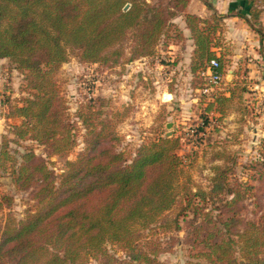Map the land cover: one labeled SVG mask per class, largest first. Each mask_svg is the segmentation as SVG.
<instances>
[{
    "label": "trees",
    "instance_id": "1",
    "mask_svg": "<svg viewBox=\"0 0 264 264\" xmlns=\"http://www.w3.org/2000/svg\"><path fill=\"white\" fill-rule=\"evenodd\" d=\"M190 1L0 0V59L7 58L22 73L27 92L5 116L19 124L10 125L0 143V169L16 192L33 190L26 216L17 220L8 213L0 225V264H122L109 245L140 264H161L156 252L149 255L141 246L144 233L170 226L178 230L187 214L185 242L192 258L208 264H261L264 215L258 221L241 216L245 193L241 182H229L231 168L215 166L210 187L193 192L177 153L180 140L161 136L131 154L121 151L116 127L125 115L106 110V99L79 108L84 147L77 160L66 161L62 173L34 153L33 144L49 156L65 158L78 143L56 80L72 53L87 64H118L120 54L108 51L132 33L135 55L151 56L157 42L168 37L172 20L182 16L193 45L191 73L213 59L222 73V59L211 50L221 17L187 12ZM206 6L216 10L210 2ZM237 15L261 43L264 31ZM213 101L224 114L231 98L216 94ZM27 141L32 144L24 145ZM12 203L11 196H1L0 212ZM176 206L180 212L173 219L168 215Z\"/></svg>",
    "mask_w": 264,
    "mask_h": 264
},
{
    "label": "rangeland",
    "instance_id": "2",
    "mask_svg": "<svg viewBox=\"0 0 264 264\" xmlns=\"http://www.w3.org/2000/svg\"><path fill=\"white\" fill-rule=\"evenodd\" d=\"M248 4L246 13L241 7L233 13L244 14L255 29L264 31V0H248ZM210 11L207 17L214 12L221 17L211 50L222 59L224 76L220 90L213 93L217 97L231 98L224 114L217 111L213 93H202L205 83L200 72L203 69L191 73L192 39L182 16H177L170 24L168 37L157 42L155 54L151 56L135 55L132 33L108 51V54L111 51L120 54L118 64L113 61L87 64L77 53H72L69 61L57 70L56 80L75 123L78 143L65 158L49 156L43 148L33 144L34 153L46 159L57 174L62 173L66 161L77 160L84 147L85 132L76 119L79 108L98 106L99 99H106V110L125 115L116 127L122 138L121 151L131 154L138 146L154 142L161 136L178 138L177 153L193 192L198 187L205 190L210 187L215 166L230 167L229 182L243 184L241 216L245 221H258L264 215V50L259 49L263 58L251 62L244 55L245 51H241L242 47L238 50L239 46L226 40L229 29L223 19L227 15L219 14L217 9ZM246 24L248 31L259 40L260 35ZM262 41L264 44V37ZM247 64H253L255 70L251 71ZM25 85L22 73L14 70L7 58L0 59V143L5 135L9 136V126L19 124L18 119L8 120L5 116L10 112V105H16L27 96ZM169 123L172 126L167 129ZM30 144L32 142L27 141L24 145ZM10 147L18 153L22 151L14 145ZM32 193L33 190L16 192L11 178L0 169V198L4 195L13 198L10 209L4 207L0 212V225L8 213L17 220L23 219L32 207ZM174 209L168 215L173 219L180 212L179 206ZM190 216L181 217L178 230L170 226L167 231L161 228L146 231L141 246L149 255L156 252L161 264H208L192 258L190 245L185 242ZM108 249L118 263L140 264L130 260L117 246L109 245ZM261 264H264V254Z\"/></svg>",
    "mask_w": 264,
    "mask_h": 264
},
{
    "label": "crops",
    "instance_id": "3",
    "mask_svg": "<svg viewBox=\"0 0 264 264\" xmlns=\"http://www.w3.org/2000/svg\"><path fill=\"white\" fill-rule=\"evenodd\" d=\"M208 2L212 3L219 14L227 15V17L223 19L229 29L227 32L228 35L225 37L226 40L235 46L237 45V47L239 46L238 50L242 47L243 50L241 51H245L244 55L248 56L251 62L263 58L261 54L264 50L263 41L260 43L256 36L248 31V26L244 18L233 13V11L239 7L247 10L249 6L248 0H209ZM210 10L211 9L206 6V2L202 0H191L187 7V12L200 18H207L211 13ZM260 47H262V49ZM259 49H261V52ZM247 67L251 71L255 70L253 64H247ZM251 73L252 72H250V74Z\"/></svg>",
    "mask_w": 264,
    "mask_h": 264
},
{
    "label": "built area",
    "instance_id": "4",
    "mask_svg": "<svg viewBox=\"0 0 264 264\" xmlns=\"http://www.w3.org/2000/svg\"><path fill=\"white\" fill-rule=\"evenodd\" d=\"M218 60L213 59L210 63L200 72V77L203 78L204 81V89L202 93L204 95H209V93H213L216 90H220V85L223 83L224 76L222 73H218L215 68L218 67ZM215 95V93H213Z\"/></svg>",
    "mask_w": 264,
    "mask_h": 264
},
{
    "label": "water",
    "instance_id": "5",
    "mask_svg": "<svg viewBox=\"0 0 264 264\" xmlns=\"http://www.w3.org/2000/svg\"><path fill=\"white\" fill-rule=\"evenodd\" d=\"M128 8H129V4H128V6H126L125 11H127ZM171 126H172V124L169 123V124L166 125V128H167V129H170ZM167 137H170V135H168Z\"/></svg>",
    "mask_w": 264,
    "mask_h": 264
}]
</instances>
